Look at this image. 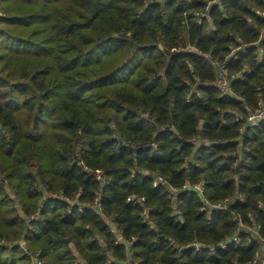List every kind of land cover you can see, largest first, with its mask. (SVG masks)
<instances>
[{"label":"trees","instance_id":"trees-1","mask_svg":"<svg viewBox=\"0 0 264 264\" xmlns=\"http://www.w3.org/2000/svg\"><path fill=\"white\" fill-rule=\"evenodd\" d=\"M0 65V264H256L264 0H0Z\"/></svg>","mask_w":264,"mask_h":264},{"label":"built area","instance_id":"built-area-1","mask_svg":"<svg viewBox=\"0 0 264 264\" xmlns=\"http://www.w3.org/2000/svg\"><path fill=\"white\" fill-rule=\"evenodd\" d=\"M198 17H199V22L201 23V20H200V16L199 14L197 13ZM216 66L218 68V71H219V74H218V80L216 81V86L222 91V92H225V93H229L231 92V88H230V82L227 80V78L225 77L226 75V72H227V69L225 68V66L220 63V62H217L216 63ZM264 120V109H259L257 110L256 112H254L252 115H250L248 117V121L251 123V124H254V125H257L259 124L261 121ZM159 181H163V182H167L162 176H158L156 182H159ZM195 188H197L198 190H200L201 193H205V189L203 186L201 185H198L196 186ZM129 200H131V198H129ZM226 204H223V205H220L219 207H223L225 208ZM93 208H99V205L97 204V202L95 203L94 207ZM237 218V217H236ZM241 226H243V223H241ZM257 229L258 228H254V232L257 233ZM115 231L116 228H114ZM193 246V245H192ZM21 247L27 252V253H30L31 257H32V260H33V264H43V261L39 258V254L36 253V254H31V252H28V249L26 247V243L23 241L21 242ZM194 247H196L197 249H199L197 247V245H194ZM257 264V263H256ZM261 264H264V258H263V261L261 262Z\"/></svg>","mask_w":264,"mask_h":264},{"label":"rangeland","instance_id":"rangeland-1","mask_svg":"<svg viewBox=\"0 0 264 264\" xmlns=\"http://www.w3.org/2000/svg\"><path fill=\"white\" fill-rule=\"evenodd\" d=\"M3 28L7 29L8 31H10L11 33H13L14 35L16 36H19V35H25V30L24 29H10L9 27H6V26H2ZM32 31H28V35L31 34ZM3 65H0V68L2 67ZM247 229H250V227H246ZM252 230V232L254 231L253 229H250Z\"/></svg>","mask_w":264,"mask_h":264},{"label":"crops","instance_id":"crops-1","mask_svg":"<svg viewBox=\"0 0 264 264\" xmlns=\"http://www.w3.org/2000/svg\"><path fill=\"white\" fill-rule=\"evenodd\" d=\"M263 258H264V250L258 254V258H257L256 263L261 264V262L263 261Z\"/></svg>","mask_w":264,"mask_h":264},{"label":"water","instance_id":"water-1","mask_svg":"<svg viewBox=\"0 0 264 264\" xmlns=\"http://www.w3.org/2000/svg\"><path fill=\"white\" fill-rule=\"evenodd\" d=\"M160 48H162V46H160ZM192 247H194V245ZM28 252H30V251L28 250Z\"/></svg>","mask_w":264,"mask_h":264}]
</instances>
